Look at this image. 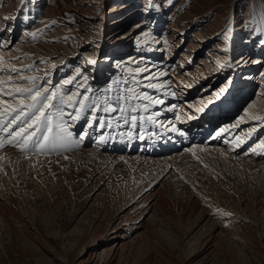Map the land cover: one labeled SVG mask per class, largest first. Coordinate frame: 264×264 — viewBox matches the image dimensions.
<instances>
[{
    "label": "bare ground",
    "instance_id": "1",
    "mask_svg": "<svg viewBox=\"0 0 264 264\" xmlns=\"http://www.w3.org/2000/svg\"><path fill=\"white\" fill-rule=\"evenodd\" d=\"M133 22L119 35L103 28ZM61 25L77 29L73 54L52 44ZM2 38L4 66L79 95L45 110L70 146L38 152L34 139L21 151L5 143L17 125L0 126V264H133L150 243L138 264H264V150L252 151L264 121L231 127L246 111L264 116V0H0ZM221 128L231 130L217 138ZM158 131L165 142L152 147ZM70 189L83 200L61 222L58 249L23 211Z\"/></svg>",
    "mask_w": 264,
    "mask_h": 264
},
{
    "label": "snow or ice",
    "instance_id": "2",
    "mask_svg": "<svg viewBox=\"0 0 264 264\" xmlns=\"http://www.w3.org/2000/svg\"><path fill=\"white\" fill-rule=\"evenodd\" d=\"M4 19H12V17H4ZM230 31V30H229ZM33 38H35V33H31ZM227 51V49H225ZM19 61V58H16ZM2 62V58H0ZM88 64H95L96 61L89 59ZM53 67H56L53 65ZM25 68H31V65L25 66ZM4 72L9 73L7 79H0V97L6 96L9 99L0 98V117H11L7 121L6 126H4V121L0 120V126L2 130L8 132V129L13 125H17V129L9 133L10 138L5 141L8 144H16L21 151H25L29 148V145L34 142L35 139V148L38 152H43L46 149H54L58 144L60 146H70L73 144L71 140L72 133L64 126L62 121L57 122L55 126L53 125L51 113L45 112L46 109L54 107L53 101L57 99L59 95V89L49 92L48 88H40L35 81L37 80L36 76H27L23 74V68H17L15 65H5L3 69H0ZM141 69L140 71H144ZM15 74V77L14 75ZM77 75H80L77 72ZM84 80H87V77H84ZM22 81H27L28 85L24 86ZM72 79H66L64 84L72 83ZM51 83V81H47ZM149 87H154V85H148ZM227 90V86L221 88L217 93V96L221 95ZM79 95L78 92H73L70 95L64 96L59 95V101L62 104H66L70 107H75L77 101L76 97ZM88 97H84L79 100V107L76 109L75 115L72 117L74 120L79 119L81 116V110L85 107V100ZM148 99V97H145ZM11 101V102H9ZM155 103H162V101H155ZM189 107H192L189 105ZM114 109H105L109 111ZM196 111H203V102L201 105L196 107ZM59 116H63V110L57 109ZM245 118L255 121H264V116L250 114L248 111L245 112L244 117H241L237 124L232 125V128L238 127L240 123L245 122ZM132 120L135 121L136 117L133 116ZM42 122L44 128L41 129L40 125ZM103 126V125H102ZM230 128H221L217 132V138L226 132H230ZM37 132H42L41 136H37ZM256 132V128L253 127L250 129L248 135ZM86 135V133H85ZM237 139H240L237 137ZM80 140H83V136L80 137ZM76 146H79V141H76ZM2 146V145H0ZM264 150V140H261L257 145V148H253L252 151L255 154L257 149ZM224 215H230L229 213H224Z\"/></svg>",
    "mask_w": 264,
    "mask_h": 264
},
{
    "label": "rangeland",
    "instance_id": "3",
    "mask_svg": "<svg viewBox=\"0 0 264 264\" xmlns=\"http://www.w3.org/2000/svg\"><path fill=\"white\" fill-rule=\"evenodd\" d=\"M227 1H232V0H227ZM110 10H111V7L108 6L106 12H109ZM48 13H49V15H52L50 12H48ZM136 25H137V23L133 22L131 24H126V25H124V24L117 25L115 28L111 27V26L109 27V26L104 25L103 28H104V30L109 31V33L106 35V36H108V35H110V31L112 28H113L112 33L117 32L115 35H119V34H122V32L130 31L131 29L135 28ZM73 27H74V31H72V29L68 28L66 25H64V26L61 25V27H59L61 29V32H60V30H58L60 33L57 32V34L54 38L56 41L60 40V39H62V41L60 43L59 42H53L52 43L53 45L57 46L56 48H63L65 50V53L67 52L69 54H73V52L76 50V48L78 46L77 40L79 39V37L77 35V29L75 28V26H73ZM74 32H75V34H74ZM70 33L73 34L72 37H68V35ZM2 41H3V38L1 39L0 43ZM102 47L103 46H99V47L94 48L93 50L88 49V54L90 56H93V58H95L97 55H100L101 53H103L102 52L103 50H105V49H102ZM56 48H54L53 50H55ZM136 57H135V54H133V60ZM103 58H104L103 56H100L99 59L102 60ZM237 60L238 59H236V62H237ZM2 61H3L2 66H4L3 65L5 63L4 57H3ZM259 74L260 73H258V71H256V74L254 75V77L257 79V75H259ZM239 112L240 111H238V113ZM81 195H82V193L77 195L74 189H70L68 194H65L59 201H57V202L47 201L44 204H42L40 207L34 208V209L24 210L23 213L26 216L32 218L34 221H36L40 227V230L42 231L44 236L47 238V240H49L51 244H54L55 247L59 249L60 248V242H61L60 236L62 233L61 222L67 221L70 217H72L73 213L76 211L77 206L83 200V197ZM93 213H94V210L90 213V216H87L88 222L91 220ZM153 250H154V248H153V246H151V243H150V245L147 244L142 248L140 246V248H139V252H140L139 254L140 255L138 258L133 260V264H138L142 260H146L148 252H153ZM238 259H239L238 256L231 255L227 259V263L228 264H242L241 260H238ZM33 264H35V263H33ZM216 264H224V263L221 261V263H216Z\"/></svg>",
    "mask_w": 264,
    "mask_h": 264
}]
</instances>
